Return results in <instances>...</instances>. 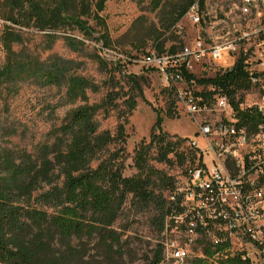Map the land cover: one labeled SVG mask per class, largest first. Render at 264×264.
Returning <instances> with one entry per match:
<instances>
[{"label":"trees","instance_id":"obj_1","mask_svg":"<svg viewBox=\"0 0 264 264\" xmlns=\"http://www.w3.org/2000/svg\"><path fill=\"white\" fill-rule=\"evenodd\" d=\"M109 1L124 0H0V18L11 25L0 32V89L17 94L22 84L55 88L60 94L55 108L71 107L45 141L31 150L4 145L2 141L16 136L17 130L4 124L6 118L1 122L0 264H121L122 237L128 230L117 227L121 218L144 216L161 234L177 209L178 201L170 200L176 181L157 165L183 168L186 173L196 155L186 145L188 139L162 131L160 119L148 142L134 149L135 173L124 175L125 126L136 97L142 95L139 83L127 75L133 92H125L113 76L95 82L80 73L83 62L56 55L41 59L27 45L32 32L44 33L42 51H48L61 38L56 32H73L77 36H62L65 46L73 53L85 52L106 71L105 59L86 52L85 42L101 43L99 54L106 55L111 48L113 41L102 16ZM133 1L140 11L153 14L155 21L138 16L127 43L141 51L150 43L158 54L168 55L183 46L175 25L193 3L204 5V0ZM197 82L220 86L232 95L249 88L241 58L230 71ZM167 88L174 92L171 85ZM89 94L100 98L91 103ZM110 112L117 121L114 129H101L98 117L107 118ZM161 245H156L145 264H163ZM90 251L96 257H90ZM222 264L241 263L234 257Z\"/></svg>","mask_w":264,"mask_h":264},{"label":"built area","instance_id":"obj_2","mask_svg":"<svg viewBox=\"0 0 264 264\" xmlns=\"http://www.w3.org/2000/svg\"><path fill=\"white\" fill-rule=\"evenodd\" d=\"M230 2L232 8L212 22L214 36L198 32L175 54L152 50L142 59L174 88L211 158L207 168L203 150L186 141L196 162L170 196L178 203L162 231L163 264H222L234 257L241 264H264V0ZM204 10L195 2L184 17L201 27L210 15ZM5 26L11 25L0 18V32ZM239 58L249 88L234 95L184 76L213 78ZM177 233L180 242L173 240Z\"/></svg>","mask_w":264,"mask_h":264},{"label":"rangeland","instance_id":"obj_3","mask_svg":"<svg viewBox=\"0 0 264 264\" xmlns=\"http://www.w3.org/2000/svg\"><path fill=\"white\" fill-rule=\"evenodd\" d=\"M231 4L230 0H206L203 7L206 9L204 14L209 12L210 15L205 17L207 24L201 27L193 26L189 20L183 17L174 28L181 43H190L197 37L198 32L205 35L210 33V36H214L217 31L216 28H212V25H214L212 22H218L223 18V13L232 8ZM141 14L146 16L148 20L155 21L153 14L140 11L133 0L107 2L102 16L107 25L109 36L113 41L111 48L105 53L106 55L102 52L99 54L98 48L101 43L85 42L86 52H96L105 59L107 63L106 71H102L95 62L85 55V52V54L73 53L65 46L61 38L68 35V31L56 32V35L61 38L57 39L48 51H42V36L44 33L31 31L33 36L27 45L34 53H39L41 59L56 55L83 62L80 73L95 82H101L108 76H113L125 92H131L133 89L127 75L133 77L139 83L142 95L136 97V106L125 126L127 139L124 175L130 176L135 173L132 167L134 149L139 143L148 142L149 135L158 119H160L161 129L165 133L194 140L198 147L203 150V161L207 168H210L211 158L207 155L204 140L198 135L196 124L183 113L181 107L177 104L174 92L167 88L162 76L154 69L142 65L143 56L154 50V48L148 43L145 49L141 51L132 48L127 43L130 42L128 39L133 32L132 23ZM89 24L94 26L92 21H89ZM69 35L77 36L73 32ZM166 48L168 47L166 46ZM194 76L197 79L202 78L199 73H194ZM210 76L214 77L215 72L211 73ZM89 96L91 103L98 101L100 98V95L89 94ZM59 97L60 94L55 88L40 89L30 84L20 85L17 94H12L10 90L0 89V125L6 118L4 124L17 130L16 136L2 141L4 145H16L31 150L38 143L45 141L50 129L58 125L65 113L71 108L70 106L55 108ZM47 105L50 107H47ZM167 111L169 112L168 115H166ZM98 121L101 129L105 130H113L117 123L114 112H110L107 118L100 115ZM157 166L164 168L167 174L173 176L177 186L181 185L185 175L183 168L173 167L169 169L161 165ZM123 218L117 222L118 228H122L123 231L128 229L122 237L124 254L121 264H145L146 259L151 257V251L156 248L157 244H161L163 240L162 233L157 234L144 216H138L135 219L130 217L127 220L125 217ZM181 239L180 233L173 236V240L176 242H180ZM89 256L96 257V254L94 251H90Z\"/></svg>","mask_w":264,"mask_h":264}]
</instances>
